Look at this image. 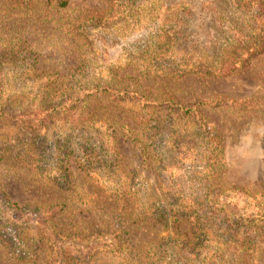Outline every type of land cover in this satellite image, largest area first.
<instances>
[{"label":"rangeland","instance_id":"rangeland-1","mask_svg":"<svg viewBox=\"0 0 264 264\" xmlns=\"http://www.w3.org/2000/svg\"><path fill=\"white\" fill-rule=\"evenodd\" d=\"M28 1L31 9L25 11L0 0V89L69 94L72 89L109 87L122 97L113 91L93 93L87 105H76L69 112L67 125L74 120L78 127H88L97 121L101 127L100 135L86 138L92 151L85 164L79 160L80 152L51 150L59 136L50 124L33 123L37 136L45 135L40 145L35 136L29 138L27 125L0 121V196L17 206L64 204V214L56 223L58 229L65 225L69 234L72 217L92 224L99 223L104 213L106 190L96 177L83 173L81 165L131 166L122 180L129 185L140 181L131 170L137 169L153 188L156 172L143 165H191L193 170L224 165L223 186L234 188L232 199L247 208L251 220L259 221L254 207L264 206V52L227 77L198 76L184 63V74L172 77L166 72L167 62L161 68L159 61L158 68L151 66L153 56L171 54L203 62L221 53L233 29L247 34L246 19L233 0H50L51 8L42 0ZM64 1L66 6L60 8ZM242 5L244 10L253 7ZM164 33L176 34V51L166 41L161 44ZM162 98L202 105L197 114L183 117L148 106ZM41 100L51 98L43 95ZM159 126L165 130L164 144L158 140L143 152L133 143L135 136L145 137L148 129ZM93 142L105 147L103 154L97 156ZM215 145L219 155L213 151ZM69 204L75 210L69 211ZM2 229L0 221V264H46L45 255L35 262L12 258ZM235 230L239 232L238 227ZM129 231V244L137 249L167 234L160 224L150 222ZM259 234L258 245L246 248L241 241L233 242V248L230 245L210 264H264V227ZM241 250L248 254L240 260Z\"/></svg>","mask_w":264,"mask_h":264},{"label":"trees","instance_id":"trees-1","mask_svg":"<svg viewBox=\"0 0 264 264\" xmlns=\"http://www.w3.org/2000/svg\"><path fill=\"white\" fill-rule=\"evenodd\" d=\"M42 1L46 2L48 8L52 7L50 0ZM8 2L22 7L25 11L31 9L28 0ZM242 4L253 7L244 10ZM233 5L246 19L247 34L233 29L229 42L222 44L221 53L216 57L201 59L203 62H195L187 56L178 59V56L171 54L167 57L153 56L151 66L161 68L167 62L166 72L172 77H181L184 74H181L183 63L184 66L191 65L192 74L203 77H227L237 69L248 67L256 55L264 52V2L233 0ZM58 6L65 7V1ZM11 7L15 8L13 5ZM164 35L161 44L166 41L167 46L170 49L175 48L176 51L173 39L176 34ZM157 61L161 63H158V67ZM22 89H0V121L10 122L17 127L27 125L29 138L35 136L36 143L39 140L37 144L40 145L45 135L42 133V136H37L38 130L33 123L50 124L59 136L51 150H64V153L69 151L74 154L77 151L81 154L82 159L79 160L82 164L87 162V156L92 150L86 138L90 134L100 135L101 127L97 121L89 122L88 127H78L81 125L74 120L67 125L69 112L76 105L77 108L85 105L87 97L93 93L118 91L109 87H97L72 89L69 94H64V91L57 94V91L52 90L48 92L38 88ZM125 90L121 92L124 95ZM117 94L122 97L120 92ZM43 95L49 96L51 100L39 101ZM25 104H30V107H25ZM200 105L201 102L184 105L162 98L148 106L151 109L163 108L183 117L197 114ZM71 123L77 127H73ZM199 127L206 132L205 126L200 122ZM163 132L165 130L161 126L152 127L147 130V136H135L133 143L144 152L158 140L162 139L161 143H165ZM59 143L64 146L59 147ZM92 146L98 152L97 156L103 154L105 147L102 148L101 144L93 142ZM213 151L219 155V146L215 145ZM143 166L156 172V187H151L137 169L131 170L141 178L140 181L135 180L134 184L129 185L126 180H122L121 175L128 172L131 166L81 165L82 172L96 177L106 190V198L101 204L104 213L99 223L92 224L72 217L67 231L69 234L64 231L67 229L65 225L58 229L56 223L64 214V204L51 202L17 206L5 196H0V221L4 228L1 232L10 243L8 253L12 258L24 262H35L38 257L45 255L46 264H210L213 257L230 250V245L233 248V242L241 241V247L246 248L258 245L262 237L259 233L264 227V206L254 207L257 209L256 217L258 216L259 221L251 220V214L246 215L247 208L239 207L232 199L231 192L234 188L227 189L221 182L224 165H203L199 170H193L191 165ZM186 168L189 169L186 171ZM71 184L72 179L69 181V189ZM73 210L75 205L69 204V211ZM146 222L160 224L167 232L166 237L145 248H131L130 228ZM184 223L187 228H183ZM236 227L239 232H236ZM212 240H216L214 245H210ZM247 252L241 250L238 258H246Z\"/></svg>","mask_w":264,"mask_h":264}]
</instances>
